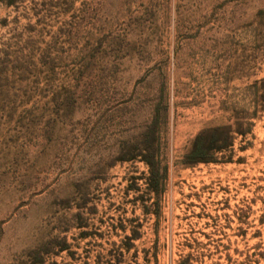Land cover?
Segmentation results:
<instances>
[{
	"label": "rangeland",
	"instance_id": "374dc122",
	"mask_svg": "<svg viewBox=\"0 0 264 264\" xmlns=\"http://www.w3.org/2000/svg\"><path fill=\"white\" fill-rule=\"evenodd\" d=\"M262 79L264 0H0V264H264Z\"/></svg>",
	"mask_w": 264,
	"mask_h": 264
},
{
	"label": "trees",
	"instance_id": "16d2710c",
	"mask_svg": "<svg viewBox=\"0 0 264 264\" xmlns=\"http://www.w3.org/2000/svg\"><path fill=\"white\" fill-rule=\"evenodd\" d=\"M7 7H16L20 0H1ZM6 23V19L3 21ZM259 83H264L262 79ZM253 123H250V126ZM237 134H243L239 131H233L232 127L222 125L209 129H205L197 134L191 149L184 157V164L189 166L198 165L200 163L208 164L217 162V155L225 151H229L234 147ZM144 162L149 167V176L147 178L148 188L151 192L155 193L158 198L161 196V191L164 187V182L168 176V167L162 166L161 162L156 159V155L149 153L144 155ZM157 210L154 214H159V203ZM137 237L128 236L130 241L135 240ZM128 246L126 250H129ZM190 257V256H189Z\"/></svg>",
	"mask_w": 264,
	"mask_h": 264
}]
</instances>
